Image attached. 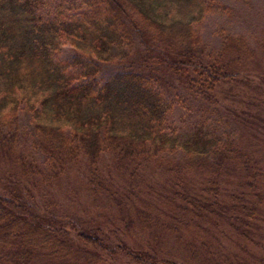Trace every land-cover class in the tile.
Wrapping results in <instances>:
<instances>
[{
  "label": "trees",
  "instance_id": "obj_1",
  "mask_svg": "<svg viewBox=\"0 0 264 264\" xmlns=\"http://www.w3.org/2000/svg\"><path fill=\"white\" fill-rule=\"evenodd\" d=\"M214 1L82 0L72 12L61 0H0V264H185L162 254L147 236L136 243L132 229L149 232L155 226L172 235L193 224L205 227L211 222L206 217L217 214L245 247L251 243L243 240L249 239L244 230L258 218L261 203L248 154L228 134L184 140L167 126L174 100L180 102L176 94L168 95L171 85L210 101L223 84L244 82L240 67L252 54L242 37L225 33L215 56L193 51L200 42V20ZM63 43L71 56L57 61ZM136 44L137 62L102 80V66L124 61ZM224 93L230 95L229 89ZM22 110L40 163L21 149ZM102 156L117 173L113 191H127L120 199L125 209L135 169L179 156L182 172L171 169L169 200L159 199L164 212L184 209L188 218L161 222L148 207L138 206L124 218H99L98 211L91 218L73 217L45 200L44 185L47 191L78 159L92 169ZM94 172L90 191L108 194L110 186ZM183 172L207 175L196 198L179 191ZM228 185L245 190L243 202L237 193L227 194ZM193 238L187 245L190 264L242 260H230L210 242Z\"/></svg>",
  "mask_w": 264,
  "mask_h": 264
},
{
  "label": "rangeland",
  "instance_id": "obj_2",
  "mask_svg": "<svg viewBox=\"0 0 264 264\" xmlns=\"http://www.w3.org/2000/svg\"><path fill=\"white\" fill-rule=\"evenodd\" d=\"M53 1L55 0H51V2ZM61 1L65 6H70L74 12L82 0ZM213 5L214 9L209 10L200 20L198 25L200 42L193 51L196 50L197 53L202 50L205 56H215L219 50L221 37L225 33L242 37L246 40L252 54L251 58L244 62L243 67H240L244 82L230 88L223 84L221 89H215L214 96L210 101L204 98L203 100L195 99L192 94L181 87H177V89L173 85H171V89L165 87L170 98L176 94L180 99V102L174 100L175 103L167 126L170 131H174L179 138L184 140H187L191 135L221 137L228 134L237 143L240 152L248 154L252 173L257 175L258 185L255 191L261 203V208L256 210L258 218L248 225L251 227L244 230V235H248L249 239L243 240L252 241L245 247L242 240L236 237L227 220L216 212L214 213L217 215L206 217L211 218V222L206 223L205 227L193 224L191 229L180 230L172 235L165 234L161 228L158 230L155 226H151L149 232L141 233L133 228L131 236L136 243L145 241L147 236L150 241L159 246L157 250H160L162 254L185 264H190L186 261L191 254L187 245L188 242L194 244L196 238L194 239L193 236L195 234L210 242L211 247L221 251L230 260L237 262L235 258L241 257L242 262L243 259H246L254 264H264V78L261 77L264 76V0H215ZM58 10L64 15L70 14L62 8ZM139 49L140 45L136 44L134 50L128 53L124 61L104 64L100 78L104 80L115 71L133 65L134 62H137ZM70 56V46L68 43H63L55 55V59L67 61ZM203 62L204 56L202 64ZM253 81L259 83L258 87H255ZM227 88L230 95L224 93ZM18 127L22 151L40 163L41 157L30 147L31 139L28 135L30 126L28 125V115L24 110L19 114ZM172 158L167 156L159 164L157 162L158 165L140 166L135 169L130 183L133 193L130 199L124 203V205L130 203L127 209L123 207L120 200L125 198L127 191H116L117 194L113 191L115 190L113 177L116 178L117 173L110 168V160L107 156L99 158L97 166L94 167L96 171L94 174L99 175L110 186L109 190L114 193V196L110 194L109 190L108 194L97 196L92 194L88 180L91 170L94 168L89 169L83 158L70 165L64 176L50 185L47 191H45L44 185L42 194L46 195L45 200L52 202L59 211L73 217L89 215L91 218L98 211L99 218H124V214L130 215L132 207L138 206L148 207L151 217L157 214L161 222L164 221L163 219L167 221L166 218H188L186 210L182 208L181 214L179 212L175 214L172 208L164 212L159 199L169 200L165 193L168 192L169 185L173 183L171 173L172 171L182 172L179 170L180 157L177 156V160ZM231 167L233 166L231 165ZM230 172L232 171L230 170ZM127 174L128 172L125 171L122 179L127 180ZM205 177L207 180L205 173L183 172L180 175L181 190L179 191L196 198L199 185L205 181ZM224 190L227 194L228 192L237 193L242 202L246 197L245 190L238 187L236 189L234 185L225 186ZM219 193L224 197L225 191ZM195 231L196 233L193 234ZM241 261L238 263L241 264Z\"/></svg>",
  "mask_w": 264,
  "mask_h": 264
}]
</instances>
